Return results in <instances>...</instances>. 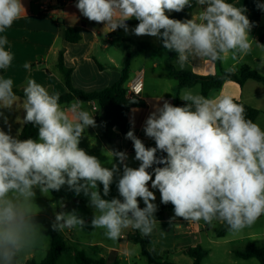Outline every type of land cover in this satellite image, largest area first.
<instances>
[{"label": "clouds", "instance_id": "9594fccd", "mask_svg": "<svg viewBox=\"0 0 264 264\" xmlns=\"http://www.w3.org/2000/svg\"><path fill=\"white\" fill-rule=\"evenodd\" d=\"M195 2L205 7L198 17L183 21L166 13L192 7L191 0H78L75 6L88 20L103 23L110 31L122 28L128 33L126 21L135 18L139 23L132 32L161 40L165 49L178 54L181 69L190 57L224 64L231 59L233 65L224 71L234 73L235 65L252 52L254 42L246 9L228 0ZM257 7L264 10V4ZM24 15L21 0H0V70L8 69L13 60L6 50L8 38L2 34ZM23 94V121L38 128V139L11 135L4 117L9 132L0 129V264H21L41 242V226L35 220L37 189L46 194L67 185L75 194L83 193L95 209L91 226L103 229L114 241L129 228L142 236L156 230V196L149 182L158 189L161 203L174 206L172 220L219 221L235 235L264 216V128L248 119L244 105L232 97L184 89L180 95L184 106L167 100L154 105L143 131L155 147H146L130 130L126 138L133 142L139 167L128 166L126 152L110 151L119 165L109 168L78 146L85 129L97 126L84 101L75 99L62 107L59 94L50 93L34 79L27 81ZM15 101L13 80L0 78V107L11 108ZM158 151L167 155L157 157ZM121 165L117 189L122 199L102 198L98 184L103 185V196H108ZM138 198L145 207L139 206ZM85 224L75 210L61 211L51 228L62 232L83 229Z\"/></svg>", "mask_w": 264, "mask_h": 264}, {"label": "crops", "instance_id": "0c3cea01", "mask_svg": "<svg viewBox=\"0 0 264 264\" xmlns=\"http://www.w3.org/2000/svg\"><path fill=\"white\" fill-rule=\"evenodd\" d=\"M21 2L26 9V15L15 21L13 25L2 34L6 35L8 38L9 44L6 46V50H9L12 53L13 60L10 67L0 74V78H11L13 80V89L23 91L27 81L29 79H34L37 83L44 86L50 93H58L59 95L65 93L66 87L57 69L58 54L60 51H63L64 63L68 68L72 69L71 80L73 87L87 93L101 91L113 85L121 78L125 61L131 54L129 59V77L125 86L128 89L131 83L137 77H140L143 83V88L141 94L135 98L142 99L146 105L144 107H134L129 111V131L134 130L135 136L141 139L146 147H155L154 140L147 137L143 131L145 120L153 111L154 105H162L164 100H167L175 106L177 98H179L178 106H184L185 102L180 99V95L184 89H191L193 92L202 94L200 86L198 85V87L194 86L190 88H182L180 90L178 89V82L171 75L170 67L166 64L167 55L163 51L165 48L162 45V41L158 40L156 37L147 35L136 36L132 32V29L137 26L139 21L135 18L130 19L136 21V23L128 25V33L122 28L110 31L103 23L90 21L84 17L75 6L78 3V0H73V2L67 5H54L52 6L51 11L47 14L41 13L38 3L34 0H21ZM232 3L235 6L246 9L247 17L253 24V27L249 32V37L254 41L252 52L235 65V71L241 65H248L251 69L264 76V67H260L261 59L264 58V49L256 45V43L261 44L260 37L264 35V10L258 8L257 4H264V0H235ZM203 7L205 6L196 5L185 20L192 19V17H198L200 8L202 9ZM173 12L166 14L170 17ZM60 25H63L65 28L76 29L82 39L78 43H70L66 41L60 35ZM174 62L176 67L181 69L177 64L176 59ZM25 63L31 65L30 69H25L23 67ZM232 65L233 61L231 59L224 64L220 61L211 62L207 59L190 57L189 63L184 68L191 69L196 74L206 76L220 74L226 66ZM210 95H227L258 110L259 115L255 123L259 124L261 128H264L263 83L254 80H247L241 86L235 81H225L220 89L210 91L208 96ZM23 99L25 98L16 96V101L14 103L23 105ZM70 103L61 104V106L66 107ZM94 106L96 109H93ZM84 108L94 115L97 126L85 129L84 135L81 137L78 146L85 150L89 155H94L99 158L104 166L111 168L113 163L117 164L118 159L115 157L111 158L108 152L114 150L101 136L102 132L98 123V120L101 118L97 112H101L102 115L103 112L95 102H85ZM0 113L7 116L8 125H10V134L12 135V120L15 119V116L12 117V107H0ZM8 125H5L4 120L0 119V129L9 132ZM23 126L18 127L19 131L17 136L21 132ZM113 133L114 136L120 135L116 128H113ZM126 134L120 135L117 147L120 151L127 153L128 159L126 163L128 166L138 168L140 162L135 160L133 142L126 138ZM152 170L153 169L150 168L148 171L152 172ZM122 171L123 168H121V174ZM148 187L150 191L154 192L155 190L160 194L158 189L151 188V182H149ZM68 190L69 188L67 185L62 186L59 191L63 194V197L59 199L52 196L49 192L52 197L49 199L47 194H42L39 189H37L34 203L38 208H41V210H37L38 214L35 218L41 217L52 224L55 220V214L58 212H71L73 210L77 212L79 200L72 195L73 191ZM154 195L157 199L160 198L156 194ZM171 206L172 204L168 203L165 209H160V212L168 213ZM45 207H48V210L44 209ZM175 221L179 223L188 222L183 220V218H177ZM191 222L192 224L187 233H191L197 237L207 233L209 224L202 225L200 223L196 224L195 221ZM257 223L262 225L258 230H254L252 226L251 228L244 229L238 236L231 238L228 231L224 236H220V232L217 235L224 242L229 241L230 243H240L241 247L232 251L235 255V251L243 250L250 242L255 243L258 247L264 244V216H261L255 224ZM135 231L138 232V230L132 229L131 231L122 233L121 239L129 232ZM55 233L60 234L66 241L68 233L71 234L72 230L65 229L62 232H57L50 228L49 235L51 240ZM180 234H182V232L176 233L175 237H178ZM129 244L132 243L125 242V246L120 244V248L123 249L121 251L125 252V259L127 260H129V253L127 250ZM50 246L51 243L50 245L46 244L43 250V257L37 262H41L46 257ZM77 252L78 251L75 252V255ZM112 255L113 252L110 253V257L107 259L109 263L112 262ZM32 256L33 255H28L25 260H35V257ZM62 256L63 253L57 264L60 263ZM94 258L95 257H93V259ZM101 258L106 261L105 257L102 256L98 259ZM252 259L243 260L250 261ZM106 263L108 262L106 261Z\"/></svg>", "mask_w": 264, "mask_h": 264}, {"label": "trees", "instance_id": "16d2710c", "mask_svg": "<svg viewBox=\"0 0 264 264\" xmlns=\"http://www.w3.org/2000/svg\"><path fill=\"white\" fill-rule=\"evenodd\" d=\"M235 0H228L232 3ZM192 7H186L181 12H173L169 17L172 19L185 20L189 13L196 7L195 0H191ZM247 16V12L245 11ZM128 25H133L136 21L128 20L126 21ZM59 32L62 38L70 43H78L82 37L79 32L74 28H65L63 25L59 26ZM260 42L264 45V35L260 37ZM166 55V64L170 67L171 75L178 82V89L190 88L194 86H200L201 93L204 96H208L209 92L212 90H217L222 87L225 81H235L241 86L247 80H254L264 84V76L257 71L251 69L248 65H241L234 73L226 74L223 70L220 74L215 75H199L193 72L191 69L183 68L178 69L175 65V59H177V53L175 51H169L167 49L163 50ZM131 54L127 57L125 61L124 68L122 70L121 78L113 85L101 90L91 93L78 90L73 87L71 75L72 69L68 68L64 63V52L60 51L57 58V69L60 77L62 78L64 85L66 87V92L59 95L60 104H66L79 99L85 102H95L102 110L103 115L98 123L101 128L102 138L112 147L114 151H120L117 147L120 135L126 134L130 129V123L128 121V113L134 107H144L146 104L142 99L129 97L127 88L125 86L128 80L129 72V59ZM4 70H0L2 74ZM16 96L24 97L23 91L18 89H13ZM235 102L243 104L246 110V117L251 119L253 122L256 121L259 111L248 106L242 101L233 99ZM179 98H177L175 106H178ZM113 128H116L120 135L114 136ZM20 139L33 138L38 139V128L31 123H25L21 132L18 135ZM157 157L166 156V153L157 152ZM163 165H153V168ZM52 196L55 198H62L63 194L60 191H50ZM168 204L161 205V210L165 209ZM227 232V226L224 224V228L220 231L219 235L224 236ZM125 242H131L139 245L141 248V253L148 260L149 264H177L172 261L164 260L159 256L154 250L149 249V237L142 236L137 231L129 232L124 238ZM66 248V241L63 237L55 233L52 236L51 246L47 251L46 257L41 261L37 262L33 259L27 260L25 264H57L64 249ZM235 256L244 259H257L260 264H264V244L258 247L255 243H248L243 250L235 251ZM186 254L190 256L193 260V264H202V261L208 256L209 252L207 249L202 248L197 245L196 247L190 248L186 251ZM75 259L77 264H107L106 261L101 259H93L86 255L83 250L76 253ZM117 264V263H114Z\"/></svg>", "mask_w": 264, "mask_h": 264}, {"label": "rangeland", "instance_id": "374dc122", "mask_svg": "<svg viewBox=\"0 0 264 264\" xmlns=\"http://www.w3.org/2000/svg\"><path fill=\"white\" fill-rule=\"evenodd\" d=\"M25 99H23L24 102ZM99 113L100 118L102 117L101 112ZM25 112L23 110V105H19L14 103L12 106V117L15 116V122L12 120V135L17 136L18 134V127H22L25 123L23 121ZM5 115L0 116L1 120H4ZM14 122V123H13ZM14 124V125H13ZM19 125V126H15ZM16 129V130H15ZM99 159V158H98ZM100 160V159H99ZM119 165V161L117 162ZM121 168L120 172L116 174V178H114L113 183L110 185V192L108 196H103V185L98 184V190L101 193L102 198L111 200L112 198H119L118 189H117V179L119 175H121ZM67 190V189H66ZM69 191V190H68ZM156 192V193H155ZM47 197L51 199L50 193H46ZM154 194L160 197L157 191L154 190ZM72 195L79 200L77 207V212L80 217H82L86 224L83 229L77 227L73 228L72 233H68V237H66L67 247L63 252V256L60 260L59 264H77L75 261V252L83 250L87 256L95 257L96 259L105 257L107 264H149L146 257H144L141 253V248L139 245L129 244L128 245V253H129V260L125 259V252L120 248V244L125 246V241L121 240V237L117 240H111L104 235L103 229H94L91 226V220L95 214V209L89 205V199L83 193L77 195L75 192H72ZM141 208L145 207L143 200L139 198ZM157 205V211L154 214L157 220L156 230L148 236L149 237V249L154 250L159 256H161L164 260L172 261L177 264H193L194 260L186 254L190 248L196 247L197 245L201 246L204 249L209 250V255L202 261V264H260L257 259H252L250 261H244L243 259H239L236 257L232 251L235 249H239L240 243L237 242H224L222 239L218 237V233L224 228V224L220 223L219 221H213L212 224H209V229L207 233L200 235V237L193 235L191 233H187L190 225L192 224L191 221L179 223L175 220H172L174 217V206L172 205L169 209L168 213H161V197L159 199L156 198L153 201ZM41 210L38 208L37 210ZM44 209L48 210V207ZM177 219V218H175ZM36 222L42 227V239L40 244L27 255L22 258L21 263H25V259L28 255H33L36 261H40L42 259L43 250L47 245H50L51 237L49 235V231L51 228V222L46 221L43 218H35ZM171 221V223H170ZM196 224H206L205 222L195 221ZM262 225L254 224L253 229L258 230L261 228ZM132 229H126V231H131ZM186 231V233H185ZM139 232V231H138ZM182 236H176V233H181ZM259 232V231H257ZM140 233V232H139ZM230 234V238L234 236H238V234ZM121 242V243H120ZM113 252L112 255V262L109 263L107 260L110 257V253ZM94 258V259H95Z\"/></svg>", "mask_w": 264, "mask_h": 264}, {"label": "built area", "instance_id": "2783aa9c", "mask_svg": "<svg viewBox=\"0 0 264 264\" xmlns=\"http://www.w3.org/2000/svg\"><path fill=\"white\" fill-rule=\"evenodd\" d=\"M34 1L38 3L42 14L49 13L52 9V6L54 5L62 6L73 2V0H34ZM142 88H143L142 80L140 77H137L127 89L128 96L134 98L139 96L142 92ZM93 109H96V107L94 106Z\"/></svg>", "mask_w": 264, "mask_h": 264}]
</instances>
